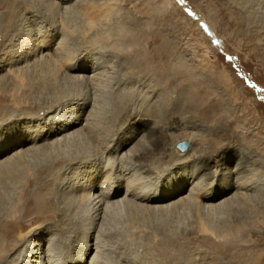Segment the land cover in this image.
<instances>
[{
  "label": "rangeland",
  "instance_id": "rangeland-1",
  "mask_svg": "<svg viewBox=\"0 0 264 264\" xmlns=\"http://www.w3.org/2000/svg\"><path fill=\"white\" fill-rule=\"evenodd\" d=\"M12 1L0 0V135L15 124L26 126L30 121V115H13L27 90L15 80L14 73L21 69L32 72L41 62L37 58L18 61L19 49L24 50L22 46L29 38L38 42L42 34L53 32L54 25L62 24L73 33L69 32L66 38L72 48V62L82 60L88 53L113 55L112 65L105 68V76L94 88L76 77L61 79L64 85L60 84L59 95H67L60 106L71 110L81 97L91 94L93 105L100 108L99 121L106 126V138L115 143L124 134L133 135L130 145L137 146L141 156L129 164L136 166L137 176L140 174L138 177L147 188L167 185L191 169L200 171L199 184L208 185L209 192L226 188L230 179L239 174L259 183L246 195L237 196L235 187L231 188L213 203L228 195L239 200L232 199L231 204L230 198L213 211L202 205L204 199L194 203L180 200V204L178 201L166 208L171 200L166 197L151 201V205L159 207L146 210V214L138 211L136 220L125 209L113 210L105 214V221L101 219L99 229L89 230V208L72 206L68 198V202L62 201L69 185L66 178L61 182L65 164L60 161L50 170L44 169L51 155L40 153L36 159L32 156V162L38 161L24 169L23 179L19 178L12 188L0 187V221L8 208L16 206L13 219L21 218L22 234L30 235V239L39 237L43 249L50 247L53 264L79 260L80 245L86 237L94 247L90 232L99 235L98 244L104 250L102 264H264V0H97L99 4H112L113 10L91 28L84 25L76 5L60 4L58 0ZM81 2L84 5L96 0ZM59 39H53V43ZM130 53L144 55L149 62L141 64L132 58L133 69L128 68L125 59L130 58ZM161 65H167L166 71ZM47 94L43 90L39 96L44 98ZM194 94L199 100L197 108L183 102L188 104L186 98ZM66 99L71 102L64 104ZM119 101H132L136 108L139 105L140 116L128 113L116 120ZM45 111L36 108L42 126L49 122ZM180 140H187L188 145L180 148ZM83 141L62 143L52 148L53 154H58L59 159H71L81 153L98 152L96 140L88 137ZM198 153L197 158L190 160ZM103 154L105 163H114L110 155H98ZM42 180L51 181L50 189L43 191L48 204L43 210L36 207L37 210L32 205ZM102 186L106 188V184ZM71 207H75L74 212ZM201 218L210 229L199 227ZM226 230L230 232L228 245L220 246L218 235ZM24 235H16L13 247H4L0 264L21 262L27 253ZM13 239L12 235L10 240Z\"/></svg>",
  "mask_w": 264,
  "mask_h": 264
},
{
  "label": "bare ground",
  "instance_id": "bare-ground-1",
  "mask_svg": "<svg viewBox=\"0 0 264 264\" xmlns=\"http://www.w3.org/2000/svg\"><path fill=\"white\" fill-rule=\"evenodd\" d=\"M73 1L74 0H58L60 4L61 2H63L64 4L69 3L70 5H76L75 10L82 14L83 17L81 19H83L84 25L90 28L94 27L98 21H102L103 18H106L113 10L112 4H109L107 1L106 2L104 1L103 3H100V4L99 2L97 3V0L96 2H88V3L84 2V5L83 4L81 5V3H83L81 2V0H75V2L72 3ZM7 2L10 3L11 0H7ZM1 7H2V4L0 2V8ZM66 7H69V6L67 5ZM81 7H83V9ZM65 11H68V9L66 8ZM54 26H53L54 28L52 29L53 32L49 31L48 33L42 34L41 35L42 38L41 40H38V42L29 41L31 39L29 38L28 42L22 46L24 50L19 49L18 51L19 53L17 56L18 61L21 62L29 58H33V59L37 58L39 59L41 63L38 62L40 63V66L37 65V67L39 66V68H36V69L32 68L33 69L32 72L21 71L22 70L21 69L18 72L14 73L16 77L15 80H18L19 84H21L22 86H25L27 90H25V97L23 96V103H20L19 106H17V108L14 109L13 115L14 116H21V115L24 116V114L30 115L29 122L31 123L33 122V124H29V122H27L26 126L24 124H21L20 127L19 126L17 127V125L15 124V126H11V128L7 130V133L5 135H0V187L1 189L2 187L6 188L7 186L12 188L11 186H14V183L16 184V182H18L17 180L19 178H22L21 176L22 174H24L23 173L24 169L25 168L30 169V165L32 166L33 163L35 162L37 163L38 160L37 161L35 160L34 162H32L31 160L32 156L33 158L36 159V157L40 153L45 154V155L46 153H49V155H51V158L49 157L50 159H48V161L45 163L44 169L50 170V168H52L56 163L60 161H63V164H65L62 167V170L63 168L64 170L62 171V174H61L62 176L61 182L63 181V179L66 178L65 181L69 182V185L67 184L69 187L66 185L68 188L66 187V189H64L63 191L64 197H66V199H64L63 197L62 201L66 200L68 202L67 200L68 198L70 200L68 203H71L72 206L74 205L87 206L90 210L89 217H91V220H92L88 228L89 230L91 229L94 230L95 228L99 229L100 226L102 225L100 224L99 226V223L102 222L101 219L103 220L105 218L107 219V216L104 217L105 214L107 213L110 214L111 211L113 210L117 212L118 209H120L119 211L121 210L123 211V209H125L130 215V218L134 220V218L139 215V214L136 215V213L145 212L146 214L149 212V209H151L150 211H152L154 208L157 209V207L159 206H154V204L151 205V203H153L155 200H160V199L169 197L171 200L167 198L168 200H170V202L167 203L166 206H164L166 208H167V205H170L171 203L175 204L179 201V204H180V200L183 201L184 203L185 202L188 203L190 201H192L191 203H194L193 201L200 202L201 200L204 199L203 201H205V203L203 204V201H202V205L207 207L208 211H213L215 210L214 208L216 206H221L222 202L227 201L228 199L231 198V200H229V203H231L232 199H235L233 198L234 195H231L230 197H228L229 196L228 195V196H223L222 198H218L219 201L217 200V203H215V201L213 203L212 201L215 198L223 195L225 192L228 193V191L231 188L235 187V189L237 190L236 192L237 196H240V195H246L247 190L254 189L257 187L256 184L259 183L257 182V180L251 177H248L247 175H244L245 176L244 177L243 175L239 174L237 175V178L236 177L234 178L233 176H231L233 178L230 179V182L229 184H227L228 186L226 188H223V189L220 188L221 190L217 189V190H212L211 192H209L208 185L203 184L204 186H200L199 184L198 179L202 178L200 176V171L197 169H191L189 171L187 170L185 172H182L180 173L179 176L174 177L173 179L169 180V183L167 185H163V186L161 185V186H155V187L152 186L153 188H147L148 186L144 185L146 183L143 184L140 181L141 177H138L140 176V174L137 176L138 169L136 168V166L133 168L132 165L129 164V163H132V164L135 163L136 158H138V156L140 155L139 148L133 144H131L132 146L130 145L131 141H133L132 140L133 135L124 134L122 136L121 141L119 142L116 141L115 143H112L113 142L112 138L111 139L106 138L105 136L106 126L101 124L102 122L99 121V118L101 115L100 108L97 109L93 105L92 103L93 101H91L92 99L90 100L89 98L91 94L89 97H86V96L83 98L81 97L80 99L81 102L79 101L75 102V104L77 105V107H75L76 109L73 108L71 110L66 111V109H62V107L60 106V103L62 101L61 99L65 95H67V94H65L64 96L59 95L60 94L59 86L60 84L64 85L61 79L63 80L65 77L67 78V76L76 77L79 80L85 82L87 84V87H89L90 89L94 88L96 85V82L98 80H101L100 79L101 76L103 75L104 71H106L105 68L110 67L112 65V62L110 60L112 59L113 54H109L111 55V57H108L107 53L106 54L105 53L95 54V52L88 53L87 56L83 58L82 60H77L76 62H72L71 61V58H73V55L71 54L72 48L69 44H66V38L67 36L70 35L71 33L70 31L72 30L67 28V26L65 28V26L62 24H61V27L60 25H57V26L54 25ZM57 37H60V39L56 42V44H54L53 39ZM88 50L89 48L87 49V51ZM129 56L130 58L125 59L127 62L128 68L133 69V65H132L134 63L133 59H135L136 62H139L141 64L149 62L148 58L138 53H130ZM35 61H38V60H35ZM166 66L167 65H161V68H163L162 69L163 71H166L164 69L166 68ZM25 69L27 70V67ZM167 80L168 79H166V81ZM43 90L47 91L48 94L52 92L54 96L52 94L51 96H48L47 94L46 97L41 98V96H39V93L40 92L42 93ZM30 91H32L31 94H29ZM148 92H150V90H148ZM82 93H80V95L84 94ZM67 99L66 101H64L65 102L64 104H68L71 102V101L68 102ZM69 99H72V97H70ZM120 100H122V98H120ZM186 101L188 102V104L183 100L184 104H186L188 107L193 106L197 108L198 105H195V104L196 102H199V100L196 94H194L193 96H188L186 98ZM131 102L132 101L128 103H123L119 101L116 103V106H117L116 108L117 111H115L117 112V115L115 118L116 120L122 118L128 113L132 114L133 116H140L138 115V112L140 111V108H138L139 105L137 108L136 106L133 107L135 103L133 104ZM62 104L63 103H61V105ZM99 105L100 104H98L97 106ZM37 107L39 109L43 108L44 110H46L45 114L47 112L46 114L47 118L49 117L48 118L49 122L48 124H46L47 126H44V125L42 126L41 123H39L40 120L38 119L40 116H37L39 115L38 112H36ZM59 107H61V110H58ZM35 122L37 123L34 124ZM88 137L96 140L97 142L96 147L98 146L97 150L99 153L101 152L106 153L107 156L110 155L109 157L114 159L113 164L105 163L104 154L98 155L99 153L97 151H96L97 153H90V154L87 152L85 153L80 152L81 156L76 155L74 158H71V159H69V157H66V156H62L59 159L58 154H55V155L53 154L54 151L52 150V148H56L58 147V145L62 143L80 142L81 144L85 141V140L83 141V139H87ZM80 140L83 142H81ZM87 142L88 141L84 143H87ZM111 155H113L114 157ZM198 156H199V153L194 154L190 158V160H194V158H197ZM96 163L98 164L96 165ZM139 166L141 167L142 165L139 163ZM140 172H143V171H140ZM50 183H51L50 180H42L41 182H39L38 190L40 191H38L37 195L35 196V203H33L32 205L34 206L35 209L39 208V210H43L44 209L43 207L48 204L46 201V197H45L46 194L43 193V191L46 189H50L49 188ZM103 184L104 186L106 184V188H103L102 186ZM187 186H189L188 190L185 191ZM249 195L251 196V194ZM243 198H245V196H243ZM235 200H239V199L236 198ZM231 204H233V202ZM194 205H196V203ZM73 208L75 209V207ZM163 209L164 208H162L161 210L163 211ZM16 210H17L16 206H11L10 209L8 208L7 215H5L3 219H1L0 221V223L2 224L0 228V236L2 237V239L0 240V253H2V250L4 249L5 246L13 247V245H15L13 244V242H16V238H15L16 235H19V238L24 235L22 234L23 224H22L21 218L19 217L20 219H16V220L13 219L16 213ZM146 210H148V212H146ZM157 212H160V211H157ZM205 212H207V210ZM203 220L202 221L199 220L200 222L199 227L202 230L206 231L210 228ZM229 234H230L229 230L228 231L226 230L224 232H221L218 235L219 237H221L219 238L220 239L219 242H221L219 243L220 246L228 245L227 239L229 238L228 237ZM12 235L15 239V240L13 239L14 241L10 240ZM89 235L90 236L92 235L91 237L94 236V247H91L92 245L87 242L86 240L87 237H86L83 244L80 245L81 250H80L79 260H77L74 263L70 262L68 264H100L102 262L103 260L102 257L104 255V253L102 252L104 250L102 251L101 246H99L98 244V241L100 240V239L97 240L99 235L91 234V232ZM24 236H25V241L26 240L28 241L27 248H26L27 253H24L22 255L23 258L19 264H53L54 263L51 252L49 253L50 247H46L45 249H43V247L41 246V240L38 239L39 237L37 238L33 237L30 239L31 237L30 235H24ZM7 240H10V241H7ZM170 244H172V242Z\"/></svg>",
  "mask_w": 264,
  "mask_h": 264
},
{
  "label": "water",
  "instance_id": "water-1",
  "mask_svg": "<svg viewBox=\"0 0 264 264\" xmlns=\"http://www.w3.org/2000/svg\"><path fill=\"white\" fill-rule=\"evenodd\" d=\"M177 145L180 148H185L188 145V141L187 140H180V141L177 142Z\"/></svg>",
  "mask_w": 264,
  "mask_h": 264
},
{
  "label": "snow or ice",
  "instance_id": "snow-or-ice-1",
  "mask_svg": "<svg viewBox=\"0 0 264 264\" xmlns=\"http://www.w3.org/2000/svg\"><path fill=\"white\" fill-rule=\"evenodd\" d=\"M229 59H231V58H229Z\"/></svg>",
  "mask_w": 264,
  "mask_h": 264
}]
</instances>
